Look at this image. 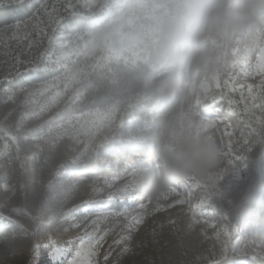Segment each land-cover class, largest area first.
Instances as JSON below:
<instances>
[{"label": "rangeland", "instance_id": "rangeland-1", "mask_svg": "<svg viewBox=\"0 0 264 264\" xmlns=\"http://www.w3.org/2000/svg\"><path fill=\"white\" fill-rule=\"evenodd\" d=\"M24 1L32 16L0 28V264H53L52 245L96 229L94 264L263 259L252 225L264 220V12L211 41L213 71L177 79L168 47L181 0L0 4ZM247 41L252 63L238 56ZM30 73L36 83L11 87ZM165 116L208 130L221 162L148 200L136 176ZM139 204L138 227L114 214Z\"/></svg>", "mask_w": 264, "mask_h": 264}, {"label": "clouds", "instance_id": "clouds-1", "mask_svg": "<svg viewBox=\"0 0 264 264\" xmlns=\"http://www.w3.org/2000/svg\"><path fill=\"white\" fill-rule=\"evenodd\" d=\"M264 12L253 0H181L168 55L177 79L198 78L216 67L211 41L225 29L253 24ZM149 163L136 176L139 195L152 200L175 183L210 175L221 162V149L206 129L181 125L169 116L147 144Z\"/></svg>", "mask_w": 264, "mask_h": 264}, {"label": "snow or ice", "instance_id": "snow-or-ice-1", "mask_svg": "<svg viewBox=\"0 0 264 264\" xmlns=\"http://www.w3.org/2000/svg\"><path fill=\"white\" fill-rule=\"evenodd\" d=\"M129 200L134 201V198L129 197ZM122 210L114 213L115 215H122L129 220L130 227H138L144 222L146 206L144 204L138 205V210L129 211L121 206ZM106 233L99 234V229L93 233H86L84 237L65 241V246L52 245L49 250L50 260L53 264H94L93 257L97 255V246L101 245ZM34 247L39 249L41 247H48V245L35 244Z\"/></svg>", "mask_w": 264, "mask_h": 264}, {"label": "trees", "instance_id": "trees-1", "mask_svg": "<svg viewBox=\"0 0 264 264\" xmlns=\"http://www.w3.org/2000/svg\"><path fill=\"white\" fill-rule=\"evenodd\" d=\"M33 14L32 9L28 8V3L26 1L16 4H0V28L5 26L12 25L16 22H21L26 18H30ZM80 22H76L73 24L74 26H78ZM245 44V45H244ZM242 44V47H238L239 51L238 56L240 58L246 57L250 63L254 62L257 57L256 48L258 45L252 44V41H247ZM24 75V74H23ZM21 75L18 81L24 80L21 84H11V87L19 88L21 86H26L30 84H34L38 81V78L32 73L27 74L25 76ZM17 81V82H18ZM16 82V83H17ZM17 85V86H15ZM257 225L259 227H257ZM253 231L255 232L258 239L264 241V220H258V218H254V223L252 225ZM252 264H264V258L261 260H255Z\"/></svg>", "mask_w": 264, "mask_h": 264}, {"label": "bare ground", "instance_id": "bare-ground-1", "mask_svg": "<svg viewBox=\"0 0 264 264\" xmlns=\"http://www.w3.org/2000/svg\"><path fill=\"white\" fill-rule=\"evenodd\" d=\"M193 97H194V95H193Z\"/></svg>", "mask_w": 264, "mask_h": 264}]
</instances>
